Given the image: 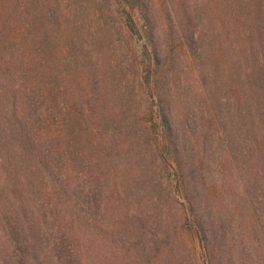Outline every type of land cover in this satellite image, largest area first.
Masks as SVG:
<instances>
[{"label": "rangeland", "instance_id": "rangeland-1", "mask_svg": "<svg viewBox=\"0 0 264 264\" xmlns=\"http://www.w3.org/2000/svg\"><path fill=\"white\" fill-rule=\"evenodd\" d=\"M225 2L0 0V44L24 41L0 49V264L33 238L55 264H208L189 199L216 263L264 264L263 63L245 40L264 0L236 2L241 25ZM28 56L42 71L4 91L2 61Z\"/></svg>", "mask_w": 264, "mask_h": 264}, {"label": "trees", "instance_id": "trees-1", "mask_svg": "<svg viewBox=\"0 0 264 264\" xmlns=\"http://www.w3.org/2000/svg\"><path fill=\"white\" fill-rule=\"evenodd\" d=\"M225 1H226L225 2L226 4H225L224 8L228 9V12H229V10L232 12V15L234 17V19H232V20L237 25H241L242 23L245 24L247 22V18L249 17V13L244 11V9L247 8L245 6H247V5L240 7V8H238L236 6L237 1L239 4H241V1H243V0H225ZM20 7H21V4L18 8H20ZM3 10H4V8L0 5V11L3 12ZM7 10L8 9H6V11ZM239 11H241L239 15L234 14V12L236 13ZM263 11L258 10L257 11V17L262 15ZM139 12H140L142 21L144 23V26L149 27L148 22L150 20L148 19V16L146 17V11L142 8V6H140ZM128 19H129L128 21L130 23L129 27L135 32L133 22L131 21L130 17H128ZM193 19L194 18L191 17V14H189L187 12V10L185 9L184 10V21L186 22V24H185V33L183 34V37L187 41L193 36L194 31H195V25H194ZM257 27L258 28L251 27L249 30L246 29L245 34H246L247 38L245 40H248V43L246 46V50H247L246 53L248 55H250L251 58H254L255 56H260V59H261L263 65H261L258 68V69H260V70H258V73H259L261 79L263 80V90H264V24H263V26H261V24H258ZM0 30L4 31L5 27L0 26ZM147 33H148V37H149L148 40L152 41L150 39V37L152 36V32H151L150 28L149 29L147 28ZM23 43H24V41L20 42L19 40H13L12 42H8L5 45L3 44V46H2V44H0V49H2L3 51L10 50L12 48V45L21 46V45H23ZM256 45H257V47L255 48ZM260 47H261L262 52L260 50H258V48H260ZM20 50L23 51L22 48ZM2 64L8 67V68L6 67V70H5L6 75H8V80L4 84L5 85L4 91H6L7 86H9L11 89H13V88H17L18 90L24 89L25 84L29 81V77L32 75V70H34L35 67L38 65L41 67V71L43 69V66H42L43 64H42L41 60L39 59V56L36 58L32 57V56H28L24 60L23 59L22 60H18V59L15 60V59L9 58V59L2 61ZM36 64H38V65H36ZM50 68H52V67L49 65L47 67V69L44 70L43 74L53 78L52 74L50 73ZM9 69L11 72L9 71ZM53 85H54V83H53ZM48 90H49V92H51V91H54L55 89L53 87H48ZM40 92H41V87L39 88V96H40ZM40 97H42V95ZM30 102H29V105H31ZM263 105H264V97H263ZM42 107H44V105L41 103V106L39 108V114L44 113L45 111H48L46 109L45 110L42 109ZM50 119H51V121H53V115L52 114L50 116ZM158 120L160 121L158 125L162 129V135L165 139L166 147L169 149V151L171 153L175 154L176 148H175V143H174V139H173V135H172V128L168 122L166 115L163 112H160L159 116H158ZM148 121L150 123V126H155V123H153L152 120L149 119ZM263 140H264V131H263ZM36 167H38V164H35V168ZM263 168H264V142H263ZM38 173H40V172H38ZM263 181H264V170H263ZM21 197H23L22 194H21ZM188 201L189 202L187 204L189 206L193 226L200 233V243H201L202 254L206 257L205 260L207 261L208 264H218V263H216L217 260H216V255H215L214 244L212 243L209 247L208 246V237L206 236V234H207L206 230H207V232L210 231L211 225H205L202 222L201 218L197 217L194 214L193 211L196 209L195 204L190 199ZM19 209H20L21 213H20L19 217H17V218H20V219L27 221L29 223L30 219H29V215H27L28 213H26V207L24 206V203H22L20 205ZM44 216H45L44 218L47 219V216L49 217L50 215L45 214ZM69 216H70V218L72 217V215H69ZM56 220H57V222H60L61 218L58 217ZM78 220L79 219H74V218L73 219H67L68 226H70L71 228L74 227L75 223L76 222L78 223ZM35 222H36V220H33L31 223L34 224ZM89 227H91L90 224L85 229V231H87ZM209 233L211 234V231ZM83 235H85V233ZM36 239L37 238H33V242L27 241L28 245H25L26 256L24 258H22L23 264H55L56 260H58V256L54 255L57 257V259H55V258L50 259L46 253L40 254L39 251L37 252L35 250L34 247L40 246L39 244L34 243L36 241ZM38 240H39V237H38ZM80 247L83 250L85 249V247L82 246L81 244H80ZM53 259L55 261H53ZM6 264H9V263H6Z\"/></svg>", "mask_w": 264, "mask_h": 264}]
</instances>
